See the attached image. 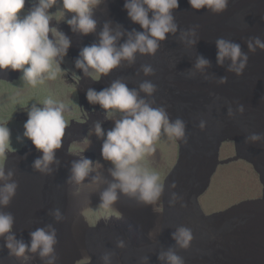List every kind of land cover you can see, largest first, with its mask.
<instances>
[{"label":"rangeland","instance_id":"1","mask_svg":"<svg viewBox=\"0 0 264 264\" xmlns=\"http://www.w3.org/2000/svg\"><path fill=\"white\" fill-rule=\"evenodd\" d=\"M37 3L38 0H25L24 9L19 15L23 16ZM253 4L254 0H243L241 3L242 8ZM124 5L125 0H100V3L92 7L91 15L96 22V29L87 35L77 31L83 43L80 45L76 31L67 23L75 13L63 9L62 0H56L47 10L51 16L50 29L55 28L70 40L67 54L62 59L56 58L61 69L57 78L33 87L23 79L21 70L18 71L16 80L10 83L0 82V125L10 130L9 147L4 152L3 168L5 175L12 173L7 182H13V172L16 169L18 180L15 197H12L7 206L0 207V212L9 213L13 217L11 232L0 236V264H47L49 258H41L39 250L36 253L26 251L24 256L17 257L6 244L7 236L13 235L17 241H22L30 247L31 233L37 229L48 231L49 226L56 233V243L53 246L55 264H91L92 260L98 262L96 255L102 243L122 235L124 231L129 233V246L133 249L149 247L159 240L162 191L153 203H145L139 199L138 193L129 195L118 189L117 200L108 209L101 207L102 192L114 182L111 176L113 164L103 158L102 145L107 132L114 128L115 121L121 119L123 114L115 109L105 110L87 99L89 89L99 92L118 80L130 91L135 90L139 94L134 78L139 77L141 72L138 69L136 71L132 64H127L128 60L123 59L108 74L101 75L99 80L93 79V76L86 75L82 69L76 67V61L81 58L80 52L83 48L99 44L100 33L106 24L113 34L117 30L122 33L116 41L117 48L122 45L123 40L129 38L133 30L131 24L134 22L128 17ZM49 39H53L51 31ZM195 62L194 60L190 64L181 65L179 71L173 70L175 75H185L186 72L200 73L204 68H209L206 65L203 69H198ZM89 72L95 74L91 68ZM6 76L8 77L9 73ZM162 85L160 99L146 93L138 99H143L153 108H163L167 116L175 114L181 109V105L188 103L191 100L188 95L194 94L192 97L198 96L197 99H202L204 95H210L211 98L218 95L212 82L199 87L192 86L188 90L184 83L174 79H163ZM47 96L65 104L64 116L68 125L61 146L54 151V160L49 165L51 171L42 172L45 178L49 177L46 179L43 200L31 203L34 201L30 198L23 203L17 196L27 192L24 187L29 186L30 182L38 181L37 178H31L29 165L34 167V162L43 156L42 151L24 135V124L33 105L43 107L41 102ZM228 96L229 92L219 87V98ZM108 111L112 112L111 116H108ZM97 123L102 127L103 136L98 137L95 133ZM200 128L201 125H194L195 130ZM151 147L153 151L145 154L139 162L140 166L161 176L162 189L166 186V198L170 195L171 199L174 197L175 200H184L188 193L183 186L188 183L186 178L189 177L183 172L178 175L177 172L175 178H167L178 157L176 142L162 129L160 137ZM261 151L264 153L263 149ZM233 155V143H224L220 148L219 159L231 158ZM84 159L92 161V164L88 175L78 183L72 178V165ZM67 165L71 166L70 172L66 168ZM33 171L35 172L34 169ZM96 177L100 179L94 182ZM166 178L167 183L164 184ZM3 183L4 181H0V187ZM263 196L264 185L260 183L258 174L250 164L239 160L218 166L211 176L210 184L198 200L204 215L219 213L211 223L216 230L213 238L218 236L215 238V246L232 243L248 245L253 241V236L263 231ZM57 211L61 216L59 220L55 216ZM210 244L213 246V243ZM248 252L244 249L237 255L242 264H264V255L259 254L258 247Z\"/></svg>","mask_w":264,"mask_h":264},{"label":"clouds","instance_id":"2","mask_svg":"<svg viewBox=\"0 0 264 264\" xmlns=\"http://www.w3.org/2000/svg\"><path fill=\"white\" fill-rule=\"evenodd\" d=\"M55 2L56 0H38L34 7L21 16L19 13L24 9L25 0H0V71L5 76L9 73L6 80L9 78L14 80L19 74L18 71L22 70L23 79L35 87L46 80H55L61 72L56 58L62 59L67 54L70 40L55 28L50 29L51 16L47 10ZM98 3L100 0H62L63 9L75 13L67 23L76 31L80 45L83 43L77 31L87 35L96 29L91 10ZM189 3L193 9L208 8L219 13L225 10L228 0H189ZM177 6L178 0H125L124 7L128 17L146 31L129 34L127 42L117 48L116 41L122 33L117 30L113 34L106 24L100 33L99 44L83 48L80 52L81 58L76 61V67L82 69L86 75L93 76V79L99 80L101 75H106L116 68L122 59L132 62L137 52L154 54L158 48V41L164 40L168 33H175L177 30L172 16V10ZM149 12L152 13L151 18ZM50 31L53 39H49ZM248 47L253 52L257 47L264 49V42L257 38L255 46L250 41ZM217 48L218 62L222 64L226 58L230 59L232 64L229 70L235 71L237 75L241 74L248 58L241 53L239 45L220 39L217 41ZM207 64L208 61L200 58L196 67L203 69ZM89 68L93 69L95 74L89 72ZM143 71L148 75L152 69L145 66ZM0 82L11 81L0 79ZM223 82L222 80L221 83ZM140 87L148 95L155 90L150 82H144ZM87 99L105 110L115 109L123 114L121 119L115 121L114 128L107 132L102 145L103 158L113 164L111 176L114 182L102 192L101 207L108 209L117 200L118 189L129 195L138 193L141 201L153 203L162 191L161 176L145 170L139 162L146 153L153 151L151 146L160 137L162 129L169 138L182 139L185 134L183 122L176 120L170 123L163 108H153L143 99H138L137 92L130 91L119 80L99 92L89 89ZM41 103L43 107L33 105L28 112L29 118L24 124V135L43 153L42 158L34 162V167L41 172H50L49 165L54 160V151L61 146L68 122L64 116L63 102L47 96ZM111 115L112 112L108 111V116ZM95 133L98 137L104 135L99 123L95 125ZM9 138L10 130L0 125V181H4L0 187V207L9 204L17 188L16 183L7 182L11 179L12 173L8 172L5 175L3 168L4 152L9 147ZM250 139L255 141L260 137L253 135ZM91 164L92 161L88 159L73 163L72 178L78 183L83 181L90 171ZM66 168L70 172L71 166L67 165ZM99 179L96 177L94 182ZM55 216L57 220L61 218L59 211ZM12 225V215L0 212V236L10 233ZM173 238L179 247L187 248L192 235L189 229L182 227ZM55 243V230L49 226L48 231L37 229L31 233L30 247L22 241H17L13 235L7 236L6 246L17 257L24 256L26 251L36 253L39 250L41 258H49L47 264H55L56 258L53 255ZM119 246L123 247V242H120ZM108 259L106 255L105 264ZM160 259H166L168 264H183L182 258L171 250L162 253Z\"/></svg>","mask_w":264,"mask_h":264},{"label":"water","instance_id":"3","mask_svg":"<svg viewBox=\"0 0 264 264\" xmlns=\"http://www.w3.org/2000/svg\"><path fill=\"white\" fill-rule=\"evenodd\" d=\"M242 1L228 0L225 10L216 13L208 8L193 9L189 0H178V6L172 10L176 32H170L164 40L158 41L154 54L137 52L133 61L127 62L141 72L134 78L135 87L139 88L138 97L145 95L141 84L150 82L155 88L150 96L160 99L163 79L184 83L187 90L212 82L218 95L215 98L204 95L202 99H197L198 96L193 98L194 94L188 95L191 100L168 116L170 123L176 120L183 122L185 134L182 139L173 138L178 157L167 178H175L177 172L178 175L181 172L186 174L189 179L186 178L188 183L183 188L188 195L184 200L171 199L170 195L166 198V186L163 187L159 240L149 247L133 249L129 246L130 235L124 231L122 235L106 240L108 243H102L96 255L98 262L92 260L91 264H105L106 255L109 257L107 264H168L160 256L169 250L181 257L183 264H240L241 258L237 255L244 249L252 252L255 247L259 248V254L264 255V228L253 236L248 245L215 246L218 236L213 238L216 230L211 223L219 213L204 215L198 202L218 166L239 160L250 164L264 185V153L261 151L264 150V49L257 47L253 52L248 47L250 41L255 46L257 38L264 42V0H254V4L247 8H242ZM149 15L151 18L152 13ZM131 27L132 33L146 31L138 23H132ZM220 39L238 44L241 53L247 56V64L241 74L229 70L230 59L226 58L222 64L218 62L217 41ZM200 58L208 61V69L195 74L175 75L173 70L179 71V67L194 60L197 63ZM145 66L151 67V74L145 75ZM6 78L0 71V79L13 80ZM219 87L229 92V96L219 98ZM196 124L203 127L195 130ZM253 135L260 139L251 140ZM226 142L233 143L234 155L221 160L220 148ZM182 227L189 229L192 235L187 248L179 247L173 238ZM120 242H123V247L119 246Z\"/></svg>","mask_w":264,"mask_h":264},{"label":"bare ground","instance_id":"4","mask_svg":"<svg viewBox=\"0 0 264 264\" xmlns=\"http://www.w3.org/2000/svg\"><path fill=\"white\" fill-rule=\"evenodd\" d=\"M236 33H239V31L235 30ZM93 41V40H92ZM91 45V44H90ZM29 174L31 176V178H37L38 181L35 182H30V185L27 186V187H24L26 189V193L22 194V195H18L17 197L23 202L25 203L28 199L32 198L34 202H31V203H38V202H41L43 199H42V195H43V192L44 190L46 189L45 187V183H46V179L49 178L47 175V177L45 178L42 174L41 171L37 170L35 167H33V165H29ZM16 167V166H15ZM33 167V168H32ZM22 169V168H21ZM20 169V170H21ZM33 169L35 170V172L33 171ZM17 170V169H16ZM16 170L15 172H13V182L18 185V180L16 178ZM40 172V173H39ZM33 176H32V174ZM37 173L39 175H37ZM37 176V177H36ZM41 177H44V178H41ZM35 183V185H34ZM37 184V185H36ZM15 197V196H13ZM30 204V203H28ZM264 220V219H263ZM261 221L262 223H264V221ZM257 232V231H256ZM78 239V238H77Z\"/></svg>","mask_w":264,"mask_h":264}]
</instances>
